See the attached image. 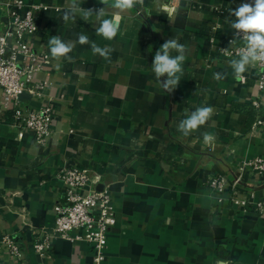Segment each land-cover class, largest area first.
<instances>
[{
  "label": "crops",
  "instance_id": "obj_1",
  "mask_svg": "<svg viewBox=\"0 0 264 264\" xmlns=\"http://www.w3.org/2000/svg\"><path fill=\"white\" fill-rule=\"evenodd\" d=\"M14 1L0 0V29L14 8L6 3ZM21 1L43 6L36 13L41 28L29 44L51 58L36 79L47 82L53 133L39 146L32 134L15 131L10 113L1 115L0 234L14 237L31 264H92L84 242L56 238L51 256L42 259L31 251L32 241L54 225L53 206L62 197L59 172L77 164L113 195L115 224L103 264H264V218L205 183L210 174L230 183L240 161L264 157V124L253 127L257 113L250 105L258 69L249 67L237 79L229 61L238 57L220 52L231 46L228 21L235 17L229 9L248 0H144L118 13L120 31L110 41L95 34V17L65 22L66 0ZM81 3L85 9L104 7L99 0ZM117 12L109 10L110 16ZM81 33L113 49L110 59L79 43L69 53L72 62L52 57V36L76 42ZM170 38L186 46L187 58L178 87L169 93L151 65ZM216 72L226 78L213 79ZM22 99L30 107L41 104L28 95ZM201 106L213 107L212 117L184 137L177 128L185 109ZM204 132L215 136L212 144L204 143ZM242 179L241 196L249 190L260 196L263 178L244 171ZM0 264H13L4 250Z\"/></svg>",
  "mask_w": 264,
  "mask_h": 264
},
{
  "label": "built area",
  "instance_id": "obj_2",
  "mask_svg": "<svg viewBox=\"0 0 264 264\" xmlns=\"http://www.w3.org/2000/svg\"><path fill=\"white\" fill-rule=\"evenodd\" d=\"M251 2L253 0H248V3ZM11 5L14 8L10 9L0 29V117L5 112L10 113L11 125L17 133L32 134L35 143L44 146L53 133V106L44 101L47 82L36 78L50 64L51 58L45 50L35 49L29 44V39L41 28L36 13L43 6L25 4L21 0L6 3V6ZM23 6L25 12L19 13L18 9ZM242 46V40H237L236 44L227 47L231 55L220 51L221 55L237 57V49ZM256 68L258 73L254 86L257 94L251 99L250 105L257 113L253 127H260L264 124V65L257 64ZM22 93L41 102L40 106L35 108L26 105L19 98ZM244 171L264 179V157L240 161L230 183L220 175L210 174L205 179L206 186L217 193H227L232 203L243 210L252 209L264 218V188L260 196L253 190L246 191L244 196L240 195L239 185ZM58 178L62 182V197L53 206L54 225L32 241L31 251L42 259L51 256L52 242L56 238L84 242L91 247L92 264H103L108 235L115 224L111 191L106 187L98 189L96 177L87 167L77 164L63 167ZM1 250L6 252L13 264H31L19 242L7 233L0 234Z\"/></svg>",
  "mask_w": 264,
  "mask_h": 264
},
{
  "label": "clouds",
  "instance_id": "obj_3",
  "mask_svg": "<svg viewBox=\"0 0 264 264\" xmlns=\"http://www.w3.org/2000/svg\"><path fill=\"white\" fill-rule=\"evenodd\" d=\"M84 2V0H83ZM104 7L97 9H85L81 5V0H66V6L63 10L62 19L65 22L75 20L79 16L82 20L89 22L91 17H95L92 22L95 28V34L103 37L105 40H113L120 31V12L130 11L137 6H143L144 0H99ZM165 10L169 13L174 9H169L166 5ZM109 10H118L116 14L110 16ZM230 15L235 20H229L230 27L235 30L234 38L230 40V45L236 44L237 40H242L243 46L239 47L236 52L238 58L229 61L233 70V75L237 79H242L243 74L249 67L257 64L264 65V0H253L251 3H242L236 9H229ZM76 43L80 45H90L94 55H99L105 60L110 59L113 51L110 47H101L90 40L86 34H78L76 42L63 41L58 36H52L48 40L50 53L53 58H66L70 62L73 58L69 53L73 51ZM175 51L176 55L171 53ZM225 55H231L228 48L221 49ZM187 48L184 44L179 43L177 39H167L160 48L155 52L151 65L152 72L160 83L165 92H172L178 87L181 76L183 75L182 65L186 60ZM166 80L161 81V77ZM226 78L225 73L216 72L213 79L220 81ZM214 113L211 106L197 107L194 111L185 109V118L182 119L177 131L184 137L189 136L193 131L198 130L205 125ZM203 141L206 145L214 142L215 136L212 133L204 132ZM169 259H175L170 256ZM217 264H232L230 260L220 259Z\"/></svg>",
  "mask_w": 264,
  "mask_h": 264
},
{
  "label": "water",
  "instance_id": "obj_4",
  "mask_svg": "<svg viewBox=\"0 0 264 264\" xmlns=\"http://www.w3.org/2000/svg\"><path fill=\"white\" fill-rule=\"evenodd\" d=\"M23 97H27V94L22 93L21 95H19V98L22 99ZM97 188H98V189H101V185H99ZM263 188H264V185H263Z\"/></svg>",
  "mask_w": 264,
  "mask_h": 264
},
{
  "label": "trees",
  "instance_id": "obj_5",
  "mask_svg": "<svg viewBox=\"0 0 264 264\" xmlns=\"http://www.w3.org/2000/svg\"><path fill=\"white\" fill-rule=\"evenodd\" d=\"M137 8H138V6L136 8H133V9H137Z\"/></svg>",
  "mask_w": 264,
  "mask_h": 264
}]
</instances>
